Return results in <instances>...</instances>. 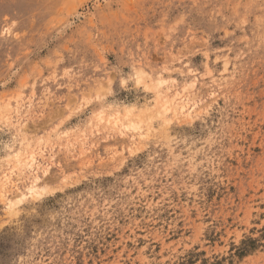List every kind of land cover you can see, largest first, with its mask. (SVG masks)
Returning <instances> with one entry per match:
<instances>
[{
	"label": "clouds",
	"instance_id": "clouds-1",
	"mask_svg": "<svg viewBox=\"0 0 264 264\" xmlns=\"http://www.w3.org/2000/svg\"><path fill=\"white\" fill-rule=\"evenodd\" d=\"M0 264H264V0H0Z\"/></svg>",
	"mask_w": 264,
	"mask_h": 264
}]
</instances>
